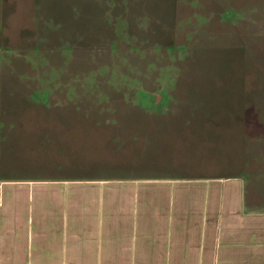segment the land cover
<instances>
[{
	"label": "rangeland",
	"instance_id": "1",
	"mask_svg": "<svg viewBox=\"0 0 264 264\" xmlns=\"http://www.w3.org/2000/svg\"><path fill=\"white\" fill-rule=\"evenodd\" d=\"M244 161L264 171V0H0V179Z\"/></svg>",
	"mask_w": 264,
	"mask_h": 264
},
{
	"label": "crops",
	"instance_id": "2",
	"mask_svg": "<svg viewBox=\"0 0 264 264\" xmlns=\"http://www.w3.org/2000/svg\"><path fill=\"white\" fill-rule=\"evenodd\" d=\"M249 168L2 178L0 264H264V171Z\"/></svg>",
	"mask_w": 264,
	"mask_h": 264
}]
</instances>
